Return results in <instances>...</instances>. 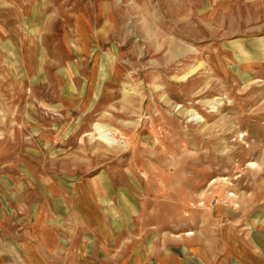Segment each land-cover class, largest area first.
Instances as JSON below:
<instances>
[{
	"label": "rangeland",
	"instance_id": "374dc122",
	"mask_svg": "<svg viewBox=\"0 0 264 264\" xmlns=\"http://www.w3.org/2000/svg\"><path fill=\"white\" fill-rule=\"evenodd\" d=\"M89 210L156 249L264 215V0H0V264Z\"/></svg>",
	"mask_w": 264,
	"mask_h": 264
},
{
	"label": "crops",
	"instance_id": "0c3cea01",
	"mask_svg": "<svg viewBox=\"0 0 264 264\" xmlns=\"http://www.w3.org/2000/svg\"><path fill=\"white\" fill-rule=\"evenodd\" d=\"M43 214L18 245L22 264H264V215L251 219L235 210L218 212L209 243L195 231L156 249L108 223L103 211L79 213L85 222L61 233L47 222L53 213ZM204 244H210L209 256Z\"/></svg>",
	"mask_w": 264,
	"mask_h": 264
},
{
	"label": "bare ground",
	"instance_id": "6f19581e",
	"mask_svg": "<svg viewBox=\"0 0 264 264\" xmlns=\"http://www.w3.org/2000/svg\"><path fill=\"white\" fill-rule=\"evenodd\" d=\"M99 129H100V128H99ZM99 129H98V130H99ZM98 130H97V131H98Z\"/></svg>",
	"mask_w": 264,
	"mask_h": 264
}]
</instances>
